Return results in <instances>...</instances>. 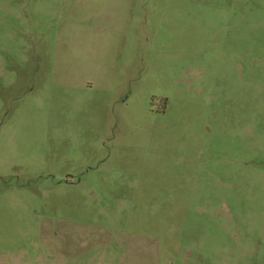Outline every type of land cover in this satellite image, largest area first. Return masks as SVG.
<instances>
[{"label": "rangeland", "instance_id": "obj_1", "mask_svg": "<svg viewBox=\"0 0 264 264\" xmlns=\"http://www.w3.org/2000/svg\"><path fill=\"white\" fill-rule=\"evenodd\" d=\"M0 264H264V0H0Z\"/></svg>", "mask_w": 264, "mask_h": 264}]
</instances>
